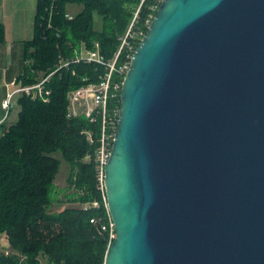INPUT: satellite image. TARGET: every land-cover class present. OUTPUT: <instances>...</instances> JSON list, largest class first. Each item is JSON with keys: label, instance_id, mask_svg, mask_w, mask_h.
Masks as SVG:
<instances>
[{"label": "water", "instance_id": "95a60500", "mask_svg": "<svg viewBox=\"0 0 264 264\" xmlns=\"http://www.w3.org/2000/svg\"><path fill=\"white\" fill-rule=\"evenodd\" d=\"M106 264H264V0H164L123 84Z\"/></svg>", "mask_w": 264, "mask_h": 264}, {"label": "trees", "instance_id": "16d2710c", "mask_svg": "<svg viewBox=\"0 0 264 264\" xmlns=\"http://www.w3.org/2000/svg\"><path fill=\"white\" fill-rule=\"evenodd\" d=\"M138 0H39L33 38L25 43V72L18 79L33 83L35 73L51 76L49 102L19 99L18 121L0 137V235L6 233L13 250L28 256V264H40L45 255L51 264H104L108 252V232L100 233L99 224L109 221L104 198L98 186L93 159L98 125L80 117H68L67 94L80 87L83 78L96 81L99 65L73 63L74 51L82 43L99 41L107 59L113 58L119 37L127 30ZM81 9L71 14L70 6ZM146 8L142 15L145 16ZM73 16L69 19L67 15ZM101 29H96V17ZM6 39L0 24V43ZM59 66V67H57ZM76 71V74L73 73ZM93 130L95 141L84 134ZM61 155L70 165L69 184L75 189L69 202L84 205L99 202V208H65L52 212L55 180L60 171ZM13 262L0 257V264Z\"/></svg>", "mask_w": 264, "mask_h": 264}, {"label": "built area", "instance_id": "2783aa9c", "mask_svg": "<svg viewBox=\"0 0 264 264\" xmlns=\"http://www.w3.org/2000/svg\"><path fill=\"white\" fill-rule=\"evenodd\" d=\"M138 1V6L135 7L127 30L119 37V46L113 58H106L101 51L100 42L96 40L91 46L86 43L80 44L75 49L72 59L64 61L62 65V67L69 66L73 62L99 65L103 68L96 74L97 82H90V78L84 77V83L80 87L70 90L67 94L68 117L70 119L83 117L98 125L99 134L94 156L92 153H88L84 161L90 162L93 159L95 162L99 182L98 188L103 192L105 191L106 167L110 160L119 126L124 80L131 69L136 49L146 37L152 21L164 0ZM144 8H146L145 16L142 15ZM67 17L73 19L70 14ZM73 73L76 74V71H73ZM50 78L51 76L41 78L30 84H25L22 80L17 79L8 85V95L2 104L7 115L0 120V137L8 133L11 126L7 120L9 112L14 109V98L16 99L15 106L19 105V99L24 96L32 100L50 101L52 94L48 84ZM84 134L88 142L94 143L93 130H85ZM104 201L108 209L107 198H104ZM99 206V202L95 201L85 208H99ZM108 214L109 221L107 223L99 224V220L95 218L91 220V223L97 226L100 233L108 232L109 248L116 237V230L109 211ZM4 237L9 242V237L6 233H4Z\"/></svg>", "mask_w": 264, "mask_h": 264}, {"label": "crops", "instance_id": "0c3cea01", "mask_svg": "<svg viewBox=\"0 0 264 264\" xmlns=\"http://www.w3.org/2000/svg\"><path fill=\"white\" fill-rule=\"evenodd\" d=\"M39 0H0V24L6 39L0 43V120L6 117L3 101L8 85L25 72V43L34 35V24ZM19 105L8 114L10 125L18 121Z\"/></svg>", "mask_w": 264, "mask_h": 264}, {"label": "rangeland", "instance_id": "374dc122", "mask_svg": "<svg viewBox=\"0 0 264 264\" xmlns=\"http://www.w3.org/2000/svg\"><path fill=\"white\" fill-rule=\"evenodd\" d=\"M80 9L81 7L76 6V5L69 7V11L71 14L77 13ZM95 28L101 29V20L98 16L96 17ZM48 76L49 75H47V73H45L44 71H38L35 73V77H36L35 81L40 80L41 78H46ZM7 95H8V90H7L6 97ZM13 103L15 107V104H16L15 98L13 100ZM56 157L61 159L62 163H61L60 171L55 180L56 192L54 193V196H53V204L51 206V211L61 212L65 208L89 207L91 203L80 205L77 203L69 202L68 195H72L75 192V189L70 186L69 181H68L70 172H71L70 165L67 162L63 161L61 155H56ZM0 257H5V258H9L13 260V262L11 263L8 262L6 264H28L29 263V258L27 255L21 252H18V251H13V249L10 247V242H8L6 237H4V234L0 235ZM38 259L40 261V264H51L45 255L40 254L38 256Z\"/></svg>", "mask_w": 264, "mask_h": 264}]
</instances>
